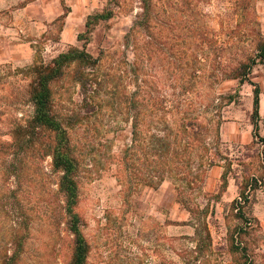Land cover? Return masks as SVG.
Returning a JSON list of instances; mask_svg holds the SVG:
<instances>
[{
	"label": "rangeland",
	"instance_id": "rangeland-1",
	"mask_svg": "<svg viewBox=\"0 0 264 264\" xmlns=\"http://www.w3.org/2000/svg\"><path fill=\"white\" fill-rule=\"evenodd\" d=\"M144 1L0 0V140L32 115L30 67L84 49L94 63L68 65L52 91L79 162L85 264H264V141L252 127L256 84L264 137V62L242 84L228 76L264 37V0H148V24L134 25ZM180 121H196L183 134L193 182L178 186L165 165L155 185L140 143L179 137ZM50 144L44 134L20 159L0 151V263L14 231L25 234L16 264L70 263Z\"/></svg>",
	"mask_w": 264,
	"mask_h": 264
},
{
	"label": "trees",
	"instance_id": "trees-1",
	"mask_svg": "<svg viewBox=\"0 0 264 264\" xmlns=\"http://www.w3.org/2000/svg\"><path fill=\"white\" fill-rule=\"evenodd\" d=\"M143 12L139 16V21H135L134 25L138 22L148 24V11L149 1L145 0L143 5ZM111 11L105 10L100 13H96L89 16L90 20H107L111 17ZM128 35H126L127 37ZM96 60V59H95ZM264 62V37H261L256 46V53L254 56L247 57L244 61L239 62L238 65L232 70L228 76L238 78V83L242 84L248 81V74L253 65L256 63ZM84 63L92 64L94 60L84 49H78L70 47L64 52L57 54L49 61L40 62L30 67L31 80L28 83L25 93L28 101L32 104V115L25 125H16L8 132L10 136L9 141L0 140V151L8 155L14 156L16 159H20L22 153L28 150H33L38 142V139L42 135L51 136L50 144V166L51 171L57 175V191L61 193L63 202L61 205V212L64 219H66L67 229L73 236L71 247V259L69 264H85L88 245L84 236L82 235L80 227V217L76 212V206L78 203V183L77 175L79 171V162L73 154L71 139L68 134L66 126L57 118L53 107V91L52 84L57 81L63 74L64 69L70 65L75 64L77 69L83 66ZM83 71H80L82 74ZM84 75H81V77ZM253 89V116L252 127L253 136L261 141L264 138L258 134V119H259V88L256 84ZM179 116V115H177ZM181 118V117H179ZM180 120H183L181 118ZM181 125L178 126V132L182 135L179 137L174 135H151L146 142V145L141 146L142 158L148 164L156 166L154 169L157 176H159L156 184L162 182L165 179V169H168L171 165L173 171L179 173L178 186L182 188L190 186L191 171L185 168L187 167L185 161L186 146H189V141H186V137L183 134L187 133L188 127H194L196 121L185 123L180 121ZM137 124L133 123L132 135L133 143L137 140ZM180 139V140H179ZM182 141V143L180 142ZM208 165L211 166L214 162L211 156L216 153V149L211 153L207 148L209 143H205ZM135 146V145H134ZM181 146V147H180ZM183 154V161H180V156ZM165 165H170L165 166ZM16 169V168H15ZM12 174L17 175V171H12ZM246 202V196L243 197ZM238 204V203H237ZM240 210L242 205L237 206ZM20 224V222L18 223ZM12 237L13 248L10 254L4 255L0 264H16L19 255L22 252V246L25 240V234H18L14 231Z\"/></svg>",
	"mask_w": 264,
	"mask_h": 264
},
{
	"label": "crops",
	"instance_id": "crops-1",
	"mask_svg": "<svg viewBox=\"0 0 264 264\" xmlns=\"http://www.w3.org/2000/svg\"><path fill=\"white\" fill-rule=\"evenodd\" d=\"M260 103V102H259ZM259 123H261L262 121H258ZM258 134H259V132H258ZM259 136H261V137H263L262 135H259ZM264 138V137H263Z\"/></svg>",
	"mask_w": 264,
	"mask_h": 264
}]
</instances>
